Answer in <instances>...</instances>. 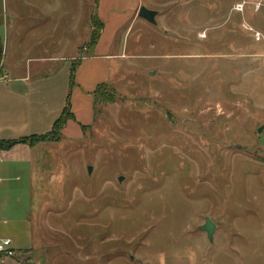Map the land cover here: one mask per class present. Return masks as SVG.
<instances>
[{"label": "rangeland", "instance_id": "obj_1", "mask_svg": "<svg viewBox=\"0 0 264 264\" xmlns=\"http://www.w3.org/2000/svg\"><path fill=\"white\" fill-rule=\"evenodd\" d=\"M98 16L119 57L66 70L64 101L100 63L114 100L80 102V125L34 155V260L264 264V0H0V41L71 69L101 56Z\"/></svg>", "mask_w": 264, "mask_h": 264}, {"label": "crops", "instance_id": "obj_2", "mask_svg": "<svg viewBox=\"0 0 264 264\" xmlns=\"http://www.w3.org/2000/svg\"><path fill=\"white\" fill-rule=\"evenodd\" d=\"M139 5L140 2L134 10L138 11ZM97 19L102 24V31L94 46V55L99 53L101 56L84 60L76 67V73H80L86 64L97 61L95 59H100L104 63V61L119 57L113 54L112 50L114 36L104 37L108 22L104 19L106 22L104 23L101 16ZM133 19L135 18L132 17ZM7 42V38H4L3 42L0 41L2 48L0 56L2 57L0 64V144L21 140H25V143H17L9 150L0 149V239L11 241L15 252L20 254L18 256L20 261L25 264H39L34 260V254L42 246H36L33 238L34 223L39 226L41 219L39 216H32V186L34 182L36 183L33 174L34 155L39 156L44 152L56 150L60 141H39L34 144L29 142L46 136L66 106L64 96L70 81L66 70L71 71V69L70 66L60 64L65 60L63 54L53 57L24 55L22 60H18L20 55L18 57L9 55ZM100 50L104 53L102 54ZM78 54L76 51V55L74 53L70 59H75ZM100 66L102 68L96 71L97 76L90 78L89 81L86 80L85 84L79 81L75 85L81 93L77 92L76 111L70 110V107L69 111L77 125H80L78 120L80 107L77 108V105L80 102L84 104L87 102L89 110L90 96L93 95L97 86L107 85V79H103L107 77L106 67L101 63ZM89 69L90 67L88 72ZM74 125L69 123L63 129L62 134L65 135L67 129L75 133ZM50 177L53 175L50 174ZM7 264L11 263L8 261Z\"/></svg>", "mask_w": 264, "mask_h": 264}, {"label": "trees", "instance_id": "obj_3", "mask_svg": "<svg viewBox=\"0 0 264 264\" xmlns=\"http://www.w3.org/2000/svg\"><path fill=\"white\" fill-rule=\"evenodd\" d=\"M96 20L98 21L97 17H96ZM93 21H94L93 22V24H94L95 19ZM101 31H102V25L94 26V31L92 32L91 37H90V48H94V46L97 44L99 37H100L99 33ZM79 62H80V60H78L77 64H75L74 66H71V75L74 72V69L76 68V66L79 64ZM112 90H113L112 88H108L104 84L97 86V88L95 89V91L93 93L94 104L95 103H102V104L113 103L114 93ZM103 92H107L110 94L105 95ZM71 117L73 118L72 114H70V112H69V104L66 103V106L62 110L60 116L58 117V119L53 124L52 130L46 136L40 137L36 140H31L29 143L34 144L35 142H39V141H42V142L55 141V142H57L58 137H59L58 135H59L61 129L64 127L66 122ZM17 143H25V140H21L19 142L8 143V144H0V149L1 150H9L11 147H13Z\"/></svg>", "mask_w": 264, "mask_h": 264}, {"label": "built area", "instance_id": "obj_4", "mask_svg": "<svg viewBox=\"0 0 264 264\" xmlns=\"http://www.w3.org/2000/svg\"><path fill=\"white\" fill-rule=\"evenodd\" d=\"M243 3L241 4H236L233 7V11H237L239 13L243 12ZM259 6V4H258ZM244 29H247L246 27H244ZM256 40L260 39L259 34H255L254 35ZM20 254H17L15 252V250L12 247V243L10 240L8 239H0V264H7V262L9 261L11 264H25L23 261H20V259L18 258Z\"/></svg>", "mask_w": 264, "mask_h": 264}, {"label": "water", "instance_id": "obj_5", "mask_svg": "<svg viewBox=\"0 0 264 264\" xmlns=\"http://www.w3.org/2000/svg\"><path fill=\"white\" fill-rule=\"evenodd\" d=\"M156 13L153 11L146 10L145 8L141 7L138 11L137 17L141 18L148 23L155 24V18ZM0 56H1V47H0ZM90 171V168L88 169ZM122 178H118V182L121 181ZM200 230L205 232L207 235V238L209 240H212V236L215 231V226L211 223L209 218L205 219L204 224L200 227Z\"/></svg>", "mask_w": 264, "mask_h": 264}]
</instances>
